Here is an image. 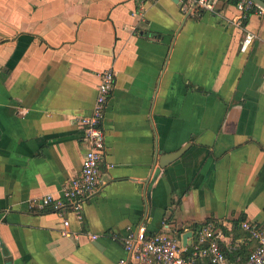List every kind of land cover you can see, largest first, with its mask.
<instances>
[{
  "label": "crops",
  "instance_id": "0c3cea01",
  "mask_svg": "<svg viewBox=\"0 0 264 264\" xmlns=\"http://www.w3.org/2000/svg\"><path fill=\"white\" fill-rule=\"evenodd\" d=\"M236 15L223 2L0 0V264H122L140 223L181 239L216 223L221 247L242 240L246 255L256 241L239 222L264 231V15ZM107 68L105 183L63 235L62 216L33 203L79 173V119Z\"/></svg>",
  "mask_w": 264,
  "mask_h": 264
},
{
  "label": "built area",
  "instance_id": "2783aa9c",
  "mask_svg": "<svg viewBox=\"0 0 264 264\" xmlns=\"http://www.w3.org/2000/svg\"><path fill=\"white\" fill-rule=\"evenodd\" d=\"M191 13L198 11L216 12L218 4L230 3L237 11L234 23L242 26L250 14L264 15V8L253 0H178ZM254 34L246 31L240 50L245 51L252 43ZM96 96L88 115L80 117L83 128V138L86 143L79 173L69 179L62 187L61 196L47 193L35 203L39 209L50 206L62 216L61 233L69 235V219L66 213H73L77 221L83 218V207L105 183L101 176V163L105 149V132L103 119L106 106L114 86L115 72L107 68L99 72ZM239 227L248 233L249 239L256 241L255 245L243 256L239 250L240 242L230 241L225 250L222 249L217 226L201 225L190 229V236L185 243L181 234L175 232H157L148 234L144 223L135 228L127 227L123 237V247L128 253L126 259L119 263L126 264H264V231L246 219L239 222ZM96 239V234H90Z\"/></svg>",
  "mask_w": 264,
  "mask_h": 264
},
{
  "label": "water",
  "instance_id": "95a60500",
  "mask_svg": "<svg viewBox=\"0 0 264 264\" xmlns=\"http://www.w3.org/2000/svg\"><path fill=\"white\" fill-rule=\"evenodd\" d=\"M253 1H255L256 3H258L259 5H261L264 8V0H253ZM183 151H184V148H181V149H178L177 151H175V152H173L171 154L166 155L164 161H161L160 162V165H163L165 163H169L170 161H172L175 158L179 157L183 153ZM190 234H191L190 231H187V232L183 233V235H182V241H183V243H185L186 238L188 236H190Z\"/></svg>",
  "mask_w": 264,
  "mask_h": 264
},
{
  "label": "trees",
  "instance_id": "16d2710c",
  "mask_svg": "<svg viewBox=\"0 0 264 264\" xmlns=\"http://www.w3.org/2000/svg\"><path fill=\"white\" fill-rule=\"evenodd\" d=\"M207 224H211L209 221H204V222H202V223H197V222H195V223H192V224H190L189 225V228L190 229H195L196 227H198V226H201V225H207ZM216 223H214V224H212V225H215ZM235 225H237V221H235ZM223 250H225V248H222Z\"/></svg>",
  "mask_w": 264,
  "mask_h": 264
}]
</instances>
